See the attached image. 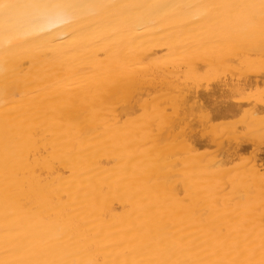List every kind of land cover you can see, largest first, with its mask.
Masks as SVG:
<instances>
[{
	"label": "bare ground",
	"instance_id": "6f19581e",
	"mask_svg": "<svg viewBox=\"0 0 264 264\" xmlns=\"http://www.w3.org/2000/svg\"><path fill=\"white\" fill-rule=\"evenodd\" d=\"M0 264H264V0H0Z\"/></svg>",
	"mask_w": 264,
	"mask_h": 264
}]
</instances>
